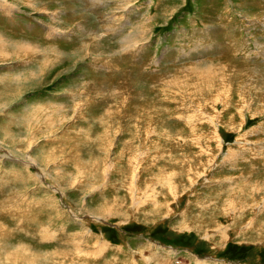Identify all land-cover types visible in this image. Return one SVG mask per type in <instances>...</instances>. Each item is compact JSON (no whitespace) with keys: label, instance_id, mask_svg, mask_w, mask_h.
I'll return each mask as SVG.
<instances>
[{"label":"rangeland","instance_id":"374dc122","mask_svg":"<svg viewBox=\"0 0 264 264\" xmlns=\"http://www.w3.org/2000/svg\"><path fill=\"white\" fill-rule=\"evenodd\" d=\"M201 261L264 264V0H0V264Z\"/></svg>","mask_w":264,"mask_h":264},{"label":"bare ground","instance_id":"6f19581e","mask_svg":"<svg viewBox=\"0 0 264 264\" xmlns=\"http://www.w3.org/2000/svg\"><path fill=\"white\" fill-rule=\"evenodd\" d=\"M94 168H95V167H94ZM81 169H82V168H81ZM90 170H91V169H90ZM90 172H91V171H90ZM92 175H93V174H92ZM70 181H71V180H70ZM232 203H233V202H232ZM112 214H113V213H112ZM179 259H180V258H179ZM202 262H203V261H201L200 264H202ZM198 264H199V263H198ZM204 264H206V263H204Z\"/></svg>","mask_w":264,"mask_h":264}]
</instances>
